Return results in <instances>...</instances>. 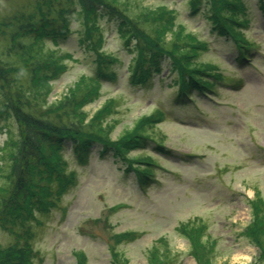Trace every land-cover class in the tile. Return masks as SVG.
Segmentation results:
<instances>
[{
	"label": "rangeland",
	"instance_id": "obj_1",
	"mask_svg": "<svg viewBox=\"0 0 264 264\" xmlns=\"http://www.w3.org/2000/svg\"><path fill=\"white\" fill-rule=\"evenodd\" d=\"M131 1L153 16L173 10L176 23L206 45L197 63L213 65L226 80L238 82L216 84V93L208 100L196 95L187 105L172 100L171 74L165 65L146 86L130 87L125 80L129 56L114 23L102 20L106 38L102 50L118 55L121 65L114 68L117 81L103 85L98 100L84 107L85 122L112 101L104 126H111L109 136L115 140L141 120L164 113L168 120L155 122L153 130L170 153L161 154L151 146L132 153L150 155L161 167L155 169V181L140 188L111 153L99 157L92 148L79 163L66 151L74 182L57 208L38 217L39 226L32 225L37 253L33 264H76L77 253L85 254L88 264H151V250L156 245L164 250L165 244L177 264H196L188 255V240L178 232L182 224L206 226L208 239L215 242L213 264H253L259 252L242 231L251 217L248 201L256 193L264 201V10L259 0H244L250 23L245 34L259 51L250 65L239 66L233 45L213 34L205 18L192 14L187 0ZM35 2L0 0V24L13 15L31 13ZM64 4L56 0L54 7ZM69 18L67 39L58 48L49 45L73 56L66 61L67 71L51 85L50 103L69 94L82 76L93 74L92 55L79 44L81 29ZM1 26L0 51L8 44ZM6 123L0 120V150L7 135L12 139L16 135L12 121ZM121 233H133L135 238L114 244L113 235ZM10 242L0 229V244ZM111 252L119 253L116 263Z\"/></svg>",
	"mask_w": 264,
	"mask_h": 264
},
{
	"label": "trees",
	"instance_id": "obj_2",
	"mask_svg": "<svg viewBox=\"0 0 264 264\" xmlns=\"http://www.w3.org/2000/svg\"><path fill=\"white\" fill-rule=\"evenodd\" d=\"M55 1L37 0L31 13L13 15L1 23L8 44L0 51V120L4 125L12 121L16 135L13 139L7 135L0 150V171L4 169L0 175V229L11 240L8 246L0 244V264H33L37 258L32 225L39 226L38 217L57 208L74 182L73 172L68 173L66 151L79 163L92 148L99 157L111 153L125 166V172L130 170L140 188L155 180V169L160 166L150 155L132 153L148 146L161 154L170 153L153 130L155 122L168 120L164 113L141 120L115 140L109 136L111 126H104L112 113V101L85 122L84 107L98 100L103 85L117 81L114 68L121 65L118 55L102 50L106 39L102 20L114 23L129 56L125 80L130 87L146 86L164 65L171 74L172 100L178 103L190 94L200 97L214 92L216 84L238 82L237 78L232 83L226 80L213 65L197 63L206 45L176 23L173 10L153 16L131 0H64L59 8L54 7ZM187 3L192 14L205 18L212 33L231 42L238 60H245L250 50L257 51L255 42L245 34L250 23L244 0ZM259 5L264 10L260 0ZM71 16L81 29L79 44L92 55L93 74L82 76L69 94L50 103L51 85L67 71L66 61L73 56L49 45L58 48L67 39ZM248 202L251 217L242 234L259 252L253 264H264V201L256 193ZM178 232L188 240V255L196 264H213L215 242L208 239L205 225L182 224ZM134 238L133 233L113 235L116 245ZM117 255L110 254L115 263ZM172 255L167 244L164 250L156 245L150 252V263L177 264ZM76 257V264H88L85 254L77 253Z\"/></svg>",
	"mask_w": 264,
	"mask_h": 264
}]
</instances>
